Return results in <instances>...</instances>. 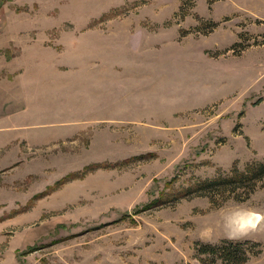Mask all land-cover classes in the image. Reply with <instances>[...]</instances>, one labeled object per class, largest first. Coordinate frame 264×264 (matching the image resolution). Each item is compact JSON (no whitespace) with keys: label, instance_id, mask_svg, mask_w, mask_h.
<instances>
[{"label":"rangeland","instance_id":"374dc122","mask_svg":"<svg viewBox=\"0 0 264 264\" xmlns=\"http://www.w3.org/2000/svg\"><path fill=\"white\" fill-rule=\"evenodd\" d=\"M263 163L264 0H0V264H264Z\"/></svg>","mask_w":264,"mask_h":264},{"label":"clouds","instance_id":"9594fccd","mask_svg":"<svg viewBox=\"0 0 264 264\" xmlns=\"http://www.w3.org/2000/svg\"><path fill=\"white\" fill-rule=\"evenodd\" d=\"M222 227L226 239L238 241L252 233L264 230V212L234 206L222 216Z\"/></svg>","mask_w":264,"mask_h":264},{"label":"trees","instance_id":"16d2710c","mask_svg":"<svg viewBox=\"0 0 264 264\" xmlns=\"http://www.w3.org/2000/svg\"><path fill=\"white\" fill-rule=\"evenodd\" d=\"M259 172L261 173L260 178L263 177L264 176V163L263 164H259ZM190 191H192V190H189V192ZM230 248H232V246L227 247V246L202 245L199 248V253H201V254H211V255L219 254L222 257H227L228 255H230L229 254L230 253ZM229 259H230V257H229Z\"/></svg>","mask_w":264,"mask_h":264}]
</instances>
